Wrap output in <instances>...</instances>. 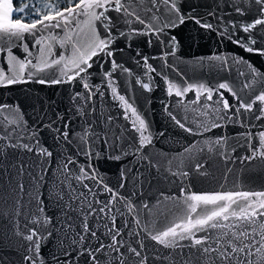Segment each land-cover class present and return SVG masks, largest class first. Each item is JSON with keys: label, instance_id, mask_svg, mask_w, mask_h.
<instances>
[{"label": "snow or ice", "instance_id": "1", "mask_svg": "<svg viewBox=\"0 0 264 264\" xmlns=\"http://www.w3.org/2000/svg\"><path fill=\"white\" fill-rule=\"evenodd\" d=\"M251 3L252 0H232L230 6L234 8L235 12L243 16L246 9L241 5L248 4L250 8ZM21 4V7H14L13 0H0V40L4 44H15L17 47L23 44L22 50L26 53V56L21 59L11 51L10 47L5 48L0 45V52L7 51L8 53V68L0 67V86L23 83L29 80H34L39 84L71 82L79 77L85 89L84 93H74L71 98L76 107L74 115L82 117L85 121L82 131L75 133L74 136V139H79L77 152L75 155L60 154L59 169L61 178L58 184L54 182L51 193L56 206L59 208V216L55 218V223H53L54 218L47 215L44 201L38 198L35 211H31L29 208L23 213L25 216L23 230L19 221L15 224V236L26 242L20 245L23 253V264H47V258L41 254V249L47 247L49 240L55 238L54 233L62 235L57 239L60 252L53 251L50 253L53 261H57L60 255L71 256V253L67 250L70 248L76 252V256L72 259L78 261L79 257L87 256L85 264H147L149 257L145 255L146 245L143 240L137 241L139 244V248H137L124 239L123 229H129L127 232L129 237L140 235V232L131 231L129 217L135 220L137 229L147 232L157 244L173 250V252L166 255L155 256L156 259H165L169 260L171 264H180L179 261H175L173 258L174 255H178L183 264H264V252L261 251L264 250V190L185 195V190L182 188L181 195H185L186 211L180 217L181 222L169 224L166 230L155 229L151 221L142 222L140 205H136L128 197L121 196L116 189L103 184L102 180H97L96 170L91 163L86 166L79 165L77 160L79 155L88 157L89 161H91L93 155L97 157L100 155L98 151L94 153L93 149L95 148V142L100 139L101 135L104 136L105 144L115 145L117 140L123 141L125 139L123 131H126V129L122 130L120 134L113 133L109 136L108 133L112 131L111 117L107 119L109 128L105 132L98 131L88 121V117L95 111V107L91 103L92 98L97 94L101 97L104 95V90L100 86L88 82V77L92 75L88 69H91L97 63L93 58L100 57L99 67L103 73L102 79L107 81V86L112 88L115 94L114 72L117 69L122 73L129 72L123 64L114 59L116 51L123 52L126 50L125 48H112L117 36L126 40L127 48H131V40L137 35L149 36V46L152 45L153 37H155L166 49L160 57L164 60V67H171L175 70L173 65H169L167 57L175 55L177 41L174 36L168 42L163 40V36L169 35L167 30L184 24L187 20L194 21L201 28L214 29V26L196 15L195 8H192L190 12H183L177 0H78L75 3H73V0H69L68 7L63 10H56L54 15L49 12V14L41 16L40 19H32L33 13L31 11L26 12V9L35 8V3L30 5L25 0H21ZM254 4L257 6V18L254 22H246L242 25L246 33L251 32L257 25H264V0H254ZM161 5H163V11H161ZM46 7L52 9L55 6L49 3ZM110 11H115L119 15L114 19L108 15ZM141 11L145 15H141ZM148 12H151V17L147 16ZM13 13H24L31 20V23L22 22L23 18L20 15L13 18ZM39 13L40 9L36 8L35 14L39 15ZM209 15H213V13L210 12ZM80 17L86 19L81 22ZM82 23L87 27V34L83 37H81L83 32ZM121 23L127 27L119 28L118 25ZM136 23L143 25V28L132 27ZM233 23L234 28L238 27L235 22ZM57 29L63 35L56 32ZM99 29H103V32ZM113 29H117L116 33H113ZM104 33H107V35ZM25 34L33 40L31 49L25 42ZM220 34L233 39L230 31ZM74 36L77 38L76 40L73 39ZM54 43H58L64 49L58 57L53 53ZM233 43L244 47L245 51L258 52L260 55H264V49H254L251 46L257 43L255 36H249L247 40L242 37L233 39ZM69 49L71 50L70 55L68 54ZM35 53H39V55ZM47 56L52 57V59L49 61L46 59ZM136 57L143 60V66L147 68L149 73L156 71L165 77L169 87V95L172 94V89H176V95L182 97L191 88L196 87V98L188 103L197 105L198 108L191 110L199 112L200 115L213 118L196 121V128H189L175 114L169 113L172 119L186 132L202 135L201 128L206 132L237 121L241 123V126L251 127V125L244 124V112L253 113V106L256 102L264 104V92L255 96V99L249 102L239 92L230 89L229 83L225 82L219 83V89L231 91V94L237 99V104L231 105L223 93H218L219 100H213L215 88L206 87L203 83L198 86L189 84L188 87H178L179 82H169L165 72L158 71L148 63L150 57L141 56L139 51L136 52ZM105 58H112L110 70L104 69V63L107 62ZM211 59L220 61L222 58L215 56ZM137 62L139 63V61ZM237 62L243 63V58H239ZM69 64L72 66L70 72L67 70ZM53 65L58 68L63 65L61 78H54L51 81L46 80L40 73ZM220 66L223 68L228 65L226 61H223ZM249 67L252 68L250 64ZM26 68L28 69L27 75H25ZM252 71L255 73L254 68H252ZM82 73L84 75H81ZM129 75H131L130 72ZM241 75H244V73H241ZM259 78L264 80V76ZM254 80L255 77L253 82ZM137 83L142 82L138 80ZM142 87L145 90H151L149 83H142ZM243 87L251 89L252 83L245 82ZM203 93H207L205 100L213 101L212 105L201 100V94ZM116 98L125 104V119H131L127 115V110H131L132 115L135 116V120L132 121V129L139 133V147H135V141H133L130 145L131 154L146 159L147 157L143 156L142 150L146 144L152 142L149 127L136 109L125 102L124 95H119ZM81 99L85 101L84 105L78 103ZM221 101L223 102L222 109L219 107ZM177 103L184 104L185 101L181 100ZM233 108L235 111H231ZM208 109L211 110L208 111ZM256 111L258 114H254V118L256 120L264 119V107ZM33 120L34 123H28L19 103L0 105V168L4 169V175L8 176L9 183L12 182L13 177L9 175L8 169H17V175L23 176L25 175V169L29 166L19 157H17L18 168L17 163H7L9 160L8 149L18 153L33 154L29 159L38 158L31 167H39L40 171L36 175H33L32 172L27 174L31 181L39 186L47 175V168H44L43 165L53 155L52 151L43 144L40 133L44 129H48L54 134V140L57 144L72 142L69 140L70 121L65 119L62 114L57 113L55 119H52L48 117L47 110L40 112L38 109H33ZM261 128L262 130L258 133L259 151L252 148V156H245L244 160H251L257 155L264 157V126H261ZM237 135L247 137L246 143L253 137L251 132ZM206 143H210L209 151H212L214 146L223 148L227 144V138L218 137L211 142L206 141ZM196 147V144L187 146L184 152L178 155L183 157L185 153L190 154ZM120 151L125 155L130 154L123 147L120 148ZM232 151L234 152L235 148H232ZM220 155L224 156L226 160L229 159L226 153H220ZM109 158L119 160L121 157L116 154ZM180 163L183 164V160ZM171 164L172 160H169L167 170L172 175L181 178L189 175L187 171H182L179 168L173 171ZM72 165H79V171L73 169ZM150 166L157 167L159 170V165H154L151 161ZM203 167L202 163L197 162V171H200ZM89 168L92 169L91 172L88 171ZM130 172L131 169L122 170V181L129 178ZM87 179L96 180L97 185L103 186V191L110 193V198L107 200L99 199L102 193L97 189V185L85 183L84 181ZM132 179L135 187V181L139 179V173ZM17 187L21 192L24 191V184L21 183ZM119 187L122 189L124 183H121ZM37 191H39V188H37ZM121 203L127 208V212L121 209L119 206ZM17 204L24 207L19 200ZM29 204H31V201H29ZM142 207L151 212L158 207V204L143 203ZM165 213L171 214V210L160 209L159 215H165ZM21 214L20 209L17 208L15 215L18 217ZM118 217L123 218L122 226H118L116 223ZM90 221L99 226H91ZM142 223L143 227L141 226ZM100 227H103L105 231L101 233ZM200 232H203L204 235L197 236V233ZM254 236H259L260 240L253 239ZM105 237L110 242H107ZM185 239H191V245L180 244V241ZM65 245H67V248H65ZM184 247H188L192 251L185 254L182 251ZM176 249H181V251L177 252ZM257 253H260V255H257ZM63 264H68V261L65 260Z\"/></svg>", "mask_w": 264, "mask_h": 264}, {"label": "water", "instance_id": "2", "mask_svg": "<svg viewBox=\"0 0 264 264\" xmlns=\"http://www.w3.org/2000/svg\"><path fill=\"white\" fill-rule=\"evenodd\" d=\"M177 3L185 13L195 8L196 15L210 22L214 29L201 28L194 21L187 20L184 24L167 30L169 35L163 36V40L168 42L174 36L177 41L175 55L167 57L169 65H173L175 70L171 67H164V60L160 57L166 49L155 37H153L152 45L149 46V36L137 35L131 40V48H127L126 40L117 36L112 48H125L126 50L123 52L116 51L114 59L123 64L131 75H129V72L122 73L119 69L114 72L115 94L112 88L107 86V81L102 79L103 73L99 67L100 57L93 58L97 63L91 69H88L92 73L88 77V82L100 86L104 90V95L101 97L97 94L92 98L91 103L94 105L95 111L88 117V121L98 131L105 132L109 128L107 119L111 117L112 131L108 133L109 136L113 133L120 134L122 130L126 129V131H123L125 139L123 141L117 140L115 145H111L105 144L104 136L101 135L100 139L95 142V148L93 149L94 153L99 152L98 157L93 155V158L89 161L88 157L84 155L77 156L79 165L86 166L91 163L94 166L97 180H102L103 184L116 189L121 196L128 197L136 205L141 206L142 222L151 221L155 229L163 230H166L169 224L181 222L180 217L186 211L185 195L264 190V157L257 155L251 160L243 159L245 156H252V148L259 151L258 133L262 130L261 126H264V119L256 120L254 114H258L256 110L264 107V104L256 102L253 106V113L244 112V124L251 125V127L241 126V123L237 121L206 132L201 128L202 135L186 132L172 119L169 113L175 114L189 128H196V121L213 118L200 115L199 112L191 110L198 108L197 105L188 103L196 98V87L191 88L182 97L176 95V89H172V94L169 95V87L165 77L156 71L149 73L147 68L143 66V60L136 57L137 51L141 53V56L150 57L148 63L158 71L165 72L169 82H179L178 87H188L189 84L198 86L203 83L206 87L211 86L216 89L213 92V100H219L218 93H223L231 105H236L237 99L231 94V91L219 89L218 87L219 83L225 82L229 83L230 89L239 92L241 96L251 102L255 99V96L264 92V80L259 78L264 76V55H260L258 52L245 51L244 47L233 43V39L242 37L247 40L249 36H255L257 43L251 46L254 49H264V25H257L255 29L247 33L242 27L244 23L254 22L257 18V6L254 4V0H252L250 8L248 4L241 5L246 9L245 14L242 16L230 6L232 0H177ZM161 11H163V5H161ZM210 12L213 15H209ZM108 15L115 19L119 14L110 11ZM141 15H145V13L141 11ZM151 15V12L147 13L148 17H151ZM85 19V17L79 18L81 22ZM233 22L238 27L234 28ZM38 27L40 26L38 25ZM81 27L83 28L81 37H83L87 34V27L83 23ZM118 27L126 28L127 26L121 23ZM132 27L143 28V25L136 23ZM55 31L60 32L59 29ZM99 31L103 32V29H99ZM116 31L117 29H113V33H116ZM229 31L232 32L233 39L220 34ZM60 34L63 35L62 32ZM104 34L107 35V33ZM73 39L76 40L77 38L74 36ZM25 42L31 49L33 40L27 34H25ZM0 45L5 48L10 47L11 51L21 59L26 56V53L22 50L23 44L17 47L15 44H4L0 40ZM32 50L35 52L34 49ZM63 50L58 43L53 44V53L57 57ZM35 54L39 55V53ZM68 54H71L70 49ZM215 56L222 59L220 61L212 60L211 58ZM239 58H243L244 62H237ZM46 59L50 61L52 57L47 56ZM105 59L107 62L104 63V69L110 70L112 58ZM7 60V51L0 52V67L7 69ZM223 61H226L228 66L221 68L220 65ZM249 64L255 69V73H253ZM62 67L63 65L59 68L53 65L46 68L40 75L49 81L54 78H61ZM71 68L72 66L69 64L67 70L70 72ZM27 72L28 69L26 68L25 75H27ZM241 73H244V75H241ZM138 80L142 83H149L151 90H145L142 83H137ZM245 82L252 83V88H244ZM77 92H85L83 82L79 77L71 82L39 84L34 80H29L23 83L0 86V105L19 103L29 124L34 123L33 109H38L40 112L47 110L48 117L52 119H55L57 113L62 114L65 119L70 121L69 140L72 141L67 144H57L54 140V134L48 129H44L40 133L43 144L52 151L53 155L43 165L44 168H47V175L39 186L32 182L27 174L32 172L33 175H36L40 171L39 167H31L38 158L29 159L33 154L18 153L8 149L9 160L7 163H17L18 168L17 157H19L29 167L25 169V175L23 176L17 175V169H8L9 175L13 177L11 183H9L8 176L4 175V169L0 168V214H6L0 215V264H23V253L20 245L26 242L15 236V224L19 221L23 230V224L25 223L23 213L29 208L34 212L38 198L44 201L47 215L54 218L53 223H55V218L59 216V208L51 196L54 182L58 184L61 178L59 157L61 153L65 155L76 154L79 139H74V136L75 133L82 131V126L85 123L82 117L74 115L76 107L71 98ZM119 95H124L125 102L131 104L141 118L145 119V123L152 134L151 144H146L142 150L143 156L147 157L146 159L131 154L130 145L133 141H135V147H139V133L132 129V121L135 120V116L132 115L131 110H127V115L131 119H125L126 108L125 104L116 98ZM206 95L207 93L201 94V100L212 105L213 101L205 100ZM181 100L185 103L178 104L177 101ZM78 103L84 105L85 101L81 99ZM219 107L223 108L222 101ZM210 110L208 109V111ZM231 111H235V109L233 108ZM250 117L251 119H249ZM221 123L224 124L223 121ZM247 132H251L253 137L246 143L245 140L248 138L237 134ZM218 137H226L227 144L223 148L214 146L212 151H209L211 145L206 141L211 142ZM192 144L197 145L192 153H185L183 157L178 155ZM121 147L130 154L125 155L121 152ZM232 148H235L234 152ZM220 153H226L229 159L226 160ZM116 154L120 155L119 160L109 158ZM169 160H172L171 168L173 171L179 168L182 171H187L189 175L183 178L172 175L167 170ZM181 160H183V164L180 163ZM150 161L154 165H159V170L157 167L150 166ZM197 162L204 165L200 171H197ZM79 165H72V168L78 172ZM123 169H131V172L129 178L122 181L121 172ZM88 171L91 172L92 169L89 168ZM137 173H139V179L135 181L136 186L134 187L132 178L136 177ZM84 182L97 185V181L92 179H87ZM21 183L25 186L23 192L17 187ZM121 183H124L122 189L119 187ZM37 188H39V191H37ZM182 188L185 190V195H181ZM97 189L102 193L99 199L107 200L110 198V193L103 191L102 185H97ZM18 200L21 201L24 207L17 204ZM29 201H31V204H29ZM143 203L158 204V207L150 212L142 207ZM119 206L127 212V208L124 207L123 203ZM17 208L22 213L18 217L15 215ZM160 209H169L171 214L159 215ZM129 219L131 220V231L140 232V235L129 237L127 235L129 229H123L125 241L139 248L137 241L143 240L146 245L145 255L149 257L147 264H171L169 260L156 259L155 256L166 255L173 252V250L157 244L147 232H142L135 227V220L131 217ZM93 221H90V225L98 227L99 225H96ZM116 223L118 226H122L123 218L118 217ZM141 226L143 227V223ZM104 231L103 227H100V232ZM60 235L62 234L54 233L55 238L49 240L47 247L41 249V254L47 258V264H63L65 260L68 261V264H85L87 256L79 257L78 261L72 259L76 256V252L70 248L67 250L71 253V256L60 255L57 261L52 260L50 253L53 251L60 252L57 244ZM203 235V232L197 233V236ZM105 239L107 241L106 237ZM253 239L259 241L260 237L254 236ZM191 243V239L180 241L182 245H191ZM65 248H67V245H65ZM176 251L179 252L181 249H176ZM182 251L187 254L192 249L184 247ZM261 251L264 252V250ZM257 255H260V253H257ZM173 258L183 264L178 255H174Z\"/></svg>", "mask_w": 264, "mask_h": 264}, {"label": "trees", "instance_id": "3", "mask_svg": "<svg viewBox=\"0 0 264 264\" xmlns=\"http://www.w3.org/2000/svg\"><path fill=\"white\" fill-rule=\"evenodd\" d=\"M44 1H46V0H44ZM25 2L29 3L30 5L35 3V8L26 9V12L31 11L33 13L32 19H40L41 16L44 15L43 13H39V15L35 14V9L37 8L36 7L37 0H25ZM75 2H78V0H73V3H75ZM49 3H51L55 6V7H53L54 11L64 9V8L69 6V0H51V2H49ZM13 4H14V7H21L22 6L21 0H13ZM16 15H20L23 18L22 21L31 23V20L28 19V17L25 16L24 13H19V14L16 13L14 15V18Z\"/></svg>", "mask_w": 264, "mask_h": 264}, {"label": "rangeland", "instance_id": "4", "mask_svg": "<svg viewBox=\"0 0 264 264\" xmlns=\"http://www.w3.org/2000/svg\"><path fill=\"white\" fill-rule=\"evenodd\" d=\"M49 2H51V0H46V1H44V0H37L36 7L40 9V13H43L44 15L49 14V12H51V14H55V11L53 10V8L52 9H48L46 7V5L49 4ZM15 14L16 13H13V18H14V15Z\"/></svg>", "mask_w": 264, "mask_h": 264}]
</instances>
